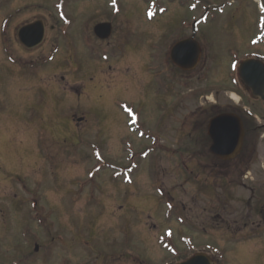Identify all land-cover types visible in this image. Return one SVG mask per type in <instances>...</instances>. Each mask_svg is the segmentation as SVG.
Masks as SVG:
<instances>
[{
    "label": "rangeland",
    "instance_id": "1",
    "mask_svg": "<svg viewBox=\"0 0 264 264\" xmlns=\"http://www.w3.org/2000/svg\"><path fill=\"white\" fill-rule=\"evenodd\" d=\"M17 1L13 18L30 9L48 29L37 53L12 48L14 67L0 41V264H179L197 253L264 264V102L243 89L238 69L264 61V0H119L107 41L134 47L124 71L84 48L90 30L108 46L94 35L115 16L107 0ZM60 1L73 24L61 41ZM194 29L200 64L177 69L171 50ZM241 108L258 131L244 160L223 165L209 123ZM189 176L211 177L213 190Z\"/></svg>",
    "mask_w": 264,
    "mask_h": 264
},
{
    "label": "water",
    "instance_id": "2",
    "mask_svg": "<svg viewBox=\"0 0 264 264\" xmlns=\"http://www.w3.org/2000/svg\"><path fill=\"white\" fill-rule=\"evenodd\" d=\"M95 34L100 39H108L111 34L110 25H98ZM196 34V29H195ZM19 40L28 49L39 47L45 38V27L39 21L19 31ZM196 35H194V38ZM173 63L184 69L195 68L201 58L200 45L194 40H186L178 43L172 49ZM240 78L245 88L249 90L255 99L264 100V64L257 60H246L240 65ZM83 121V120H80ZM212 140L211 153L223 161H231L241 153L246 137L245 128L241 118L235 114H223L211 120L208 130ZM36 245V252L39 251ZM180 264H213L205 254H197L193 258Z\"/></svg>",
    "mask_w": 264,
    "mask_h": 264
},
{
    "label": "flooded vegetation",
    "instance_id": "3",
    "mask_svg": "<svg viewBox=\"0 0 264 264\" xmlns=\"http://www.w3.org/2000/svg\"><path fill=\"white\" fill-rule=\"evenodd\" d=\"M88 1H93V0H88ZM107 1H108V7H110L111 10H112V13L111 14H113L115 16L113 17L110 14L112 16L111 20H109L108 22L99 23V24L96 25V27L98 25H102V24H104V25H110L111 26V34H110V37L108 39H105V40L100 39L95 34V28L96 27L94 28V35H95V37L100 42H107L108 43V46H107V48H103V49L99 48L98 47V43L97 44L94 43V41L91 39V30H90V32L88 33V38L86 39V42H84V40H83V42H84V48H85V43L87 45L86 47H89V45H90L91 48H92V51L95 54H97L96 59L98 61H101V62H99L100 64H103L104 62H108V61H110L112 59V60H114V63L116 64L115 65V67H116L115 69L116 70H120V71H124L125 69H128L130 67H126L125 69L124 68H119V67L123 64L122 63L123 61H126L127 56L131 54L130 51L132 49H134V47L128 46V42L129 41H127V39L126 40H121L120 37H118V43H116L114 45H112L111 42H108L109 40H111L112 38L115 37L116 32H115V27H114L115 26L114 20L115 19L117 20V18L119 17V13L121 11L120 9L122 8V4L119 3V0H111V2H109L110 0H107ZM17 2H18L17 0H0V29H1V31H0V41L3 43V47L2 48H3L4 56L7 59V63L10 64V65H12L13 67L16 66V64H18V62H17L16 59L19 57L17 55V53H15V51L12 50L13 47H15V46L17 47L18 46L17 49L19 48V50L21 52L20 54L21 55L24 54V56H27L28 54L30 55V54L37 53L38 50L41 47V45H40L39 47H37L35 49H28L25 46H23L21 44L20 40H19V36H18L19 31L22 28L28 27L30 25H33V24H35V23H37L39 21H42L44 23V27H45V37H46V34H47V29H48L47 28L48 25H47L46 20H43L42 18L37 17L38 15H35L33 17L30 16L32 13H35V12H30L29 13V11H31L30 9H26L24 11H20V12H23V13H25L27 11L28 12L25 13V14H22V13L19 12L18 14L15 15V18H13V13L11 12L12 7H14V6L17 7L18 5L19 6H22L24 4V2L23 3H17ZM37 7H39V6H37ZM37 7L32 8V10H34ZM55 9H57L58 12H60L59 14L57 12L56 16L60 15V19L61 20L60 19L59 20L61 21L62 24L65 25V26H63V28L62 27L60 28L61 29L60 32H59L60 35H59V37L57 36V38L59 39V41H61V39H67L68 38V34L65 32V29L64 28H66V27H69L70 28V27L73 26V24H72L71 19H69V18H63L62 17V14L61 13L64 10V1H60L56 5V8ZM122 11H123V8H122ZM19 15H21V16H19ZM122 15H123V13L120 16H122ZM18 17H20L19 18V21L17 22L18 24H17V26H14V28L12 30V28H10V23L13 22ZM91 26H92V24H91ZM56 27H57V25H56ZM10 30H12V31L10 32ZM53 30H54V28H53ZM125 34L127 35V38H129L128 40H132L133 39L132 36H129L126 32H125ZM94 35H93V38H94ZM124 38H126L125 35H124ZM44 41H45V38H44ZM58 43L59 42L57 40V42L55 44V47L53 49L54 50L53 53L50 52L51 55L49 54V56H50L49 58L51 60H53V57H54V55H55V53H56V51L58 49L57 48ZM129 47H130L131 50H129ZM20 60H21V58H20ZM29 64H31V63H29ZM38 64L29 65V66H36ZM21 65H22V69H23V68H26L27 67L28 63L24 61V62H21ZM107 66L108 65L106 64V67ZM36 67H38V66H36ZM106 67H103L101 65L99 67V70L102 71ZM174 67H176V66H174ZM131 69L132 68H130V70ZM109 70L112 73H114V71L112 70V68H109ZM69 73H72V72H69L68 71L66 74H69ZM163 74H164V76H166L165 73H163ZM71 75H72L71 76V78H72L74 75H73V73ZM31 76H33V75H31ZM58 76L59 75L57 73H53L50 76V84H52L51 83V81H52V82H54L52 85H56L54 88L51 87L52 90H55V88H58L59 85L61 84V83H57V81H56V78ZM62 79L64 80V77H62ZM244 124H245V126H247V129L249 131V126L252 125V123H250L249 120H246V121H244ZM261 213H262L261 211L258 212V214H261Z\"/></svg>",
    "mask_w": 264,
    "mask_h": 264
},
{
    "label": "trees",
    "instance_id": "4",
    "mask_svg": "<svg viewBox=\"0 0 264 264\" xmlns=\"http://www.w3.org/2000/svg\"><path fill=\"white\" fill-rule=\"evenodd\" d=\"M215 115H216V113H214ZM248 130V129H247ZM248 135V138H249V136H251V133H248L247 134ZM248 147H249V140L247 139V141H246V145H245V149H244V152L242 153V157H241V159L244 157V155L246 154V152L247 153H249L248 152ZM240 159V160H241ZM245 159H247V158H245ZM215 160L218 162L219 160L217 159V158H215ZM244 160V159H243ZM243 160H241V161H243ZM240 161V162H241ZM220 162V161H219ZM222 164L223 165H228V164H230V163H227V162H222ZM242 164V163H241ZM189 178L194 182V183H197V184H199V186H201V187H203L205 190H206V193L208 192V191H212L213 190V188H214V184H213V180L211 179V177H208L207 179H204V180H206V181H208L209 182V184H206V183H204L205 181L203 180V182L202 183H200V181L198 180H196V179H194V178H191L190 176H189ZM202 181V180H201Z\"/></svg>",
    "mask_w": 264,
    "mask_h": 264
},
{
    "label": "snow or ice",
    "instance_id": "5",
    "mask_svg": "<svg viewBox=\"0 0 264 264\" xmlns=\"http://www.w3.org/2000/svg\"><path fill=\"white\" fill-rule=\"evenodd\" d=\"M149 15H151V13Z\"/></svg>",
    "mask_w": 264,
    "mask_h": 264
}]
</instances>
